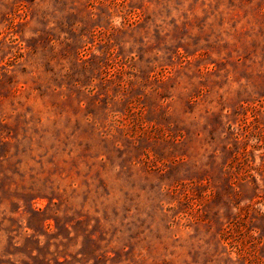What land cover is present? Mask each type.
Here are the masks:
<instances>
[{
  "label": "rangeland",
  "instance_id": "1",
  "mask_svg": "<svg viewBox=\"0 0 264 264\" xmlns=\"http://www.w3.org/2000/svg\"><path fill=\"white\" fill-rule=\"evenodd\" d=\"M0 264H264V0H0Z\"/></svg>",
  "mask_w": 264,
  "mask_h": 264
}]
</instances>
